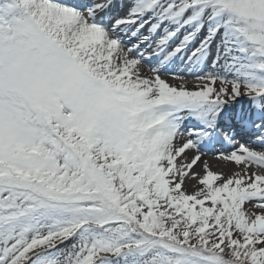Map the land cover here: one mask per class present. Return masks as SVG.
Instances as JSON below:
<instances>
[{
    "label": "snow or ice",
    "instance_id": "1",
    "mask_svg": "<svg viewBox=\"0 0 264 264\" xmlns=\"http://www.w3.org/2000/svg\"><path fill=\"white\" fill-rule=\"evenodd\" d=\"M0 264H264V0H0Z\"/></svg>",
    "mask_w": 264,
    "mask_h": 264
},
{
    "label": "bare ground",
    "instance_id": "2",
    "mask_svg": "<svg viewBox=\"0 0 264 264\" xmlns=\"http://www.w3.org/2000/svg\"><path fill=\"white\" fill-rule=\"evenodd\" d=\"M209 163L212 165L213 170H227L228 168H231L232 165L228 164L227 162L224 161H217L214 157L209 156L207 157Z\"/></svg>",
    "mask_w": 264,
    "mask_h": 264
}]
</instances>
